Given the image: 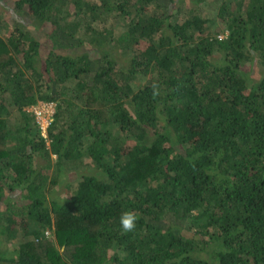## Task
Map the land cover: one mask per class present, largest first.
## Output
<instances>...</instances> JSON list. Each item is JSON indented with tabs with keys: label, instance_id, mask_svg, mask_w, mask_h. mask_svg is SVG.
Here are the masks:
<instances>
[{
	"label": "trees",
	"instance_id": "1",
	"mask_svg": "<svg viewBox=\"0 0 264 264\" xmlns=\"http://www.w3.org/2000/svg\"><path fill=\"white\" fill-rule=\"evenodd\" d=\"M182 2L0 0V264H264V0L223 2L222 38ZM106 12L93 57L76 33Z\"/></svg>",
	"mask_w": 264,
	"mask_h": 264
},
{
	"label": "rangeland",
	"instance_id": "2",
	"mask_svg": "<svg viewBox=\"0 0 264 264\" xmlns=\"http://www.w3.org/2000/svg\"><path fill=\"white\" fill-rule=\"evenodd\" d=\"M229 1V0H204L199 4H195L194 0H183V2L179 5V8L181 9V12L179 13L180 18H185L188 14V10L190 8H194L199 15L202 18H209L212 20L210 25V31L213 34L221 35L223 36L224 32V20L222 19L223 16H219L218 11L220 10V6L223 2ZM3 3V2H2ZM1 4V3H0ZM2 5V4H1ZM152 7L149 6V10ZM10 12L13 15H17L18 18H23L24 15L22 14H17V12L13 11L11 12L8 8H5V12ZM77 8H75L74 5L70 6L69 11L63 12V17L67 18L69 20L74 19V15H77L79 12ZM105 18H102V16H99L97 21L92 23V28L95 30V33H92L90 31L89 33H86L84 30V26H80L78 29L76 36L79 37L82 40V45L85 47V50L89 52V54L93 57L99 55L98 52L96 51L98 46L97 43L98 41L101 40L106 29H113L112 33L114 35H117L118 32L122 31V21L121 20H116L115 18V13H109L106 12L104 13ZM105 19V20H104ZM126 23H124L125 25ZM51 27V26H49ZM48 27L42 26L39 28V31L36 30L34 31L33 34L36 33V36L38 37L39 34H43L46 32ZM12 32V17L8 14H2L1 16V23H0V34H10ZM96 39V40H94ZM101 42V41H100ZM104 46H102L103 48ZM49 49V48H47ZM46 50V49H45ZM248 72L250 73L251 77L255 80L258 81L264 76V68L259 66L257 63H253L252 65L246 64L244 67ZM54 104L53 103H44V102H38L33 106H30L26 108L27 111L32 112L35 115V119L38 121L40 124L43 133H44V128L46 127L47 123L51 121L52 114L54 113ZM86 143V141H85ZM86 144L82 147V151L85 153L82 158L79 159L75 164H72L70 167H68L67 172L73 174V173H88L92 167V161L88 157L85 151ZM52 158L47 159L48 163H51ZM35 162L39 165H45L46 161L43 160L42 158L35 157ZM50 165V164H49ZM53 165H50V172L52 175L53 172ZM88 170V171H87ZM50 177V174H48L47 178ZM50 179V178H49ZM48 179V180H49ZM74 180V179H73ZM52 196L57 197L59 201L63 200V187L58 186L55 188L54 192L52 193ZM15 200H18L19 198H14ZM48 236L51 235V233L48 231ZM208 259L207 255L205 257Z\"/></svg>",
	"mask_w": 264,
	"mask_h": 264
},
{
	"label": "clouds",
	"instance_id": "3",
	"mask_svg": "<svg viewBox=\"0 0 264 264\" xmlns=\"http://www.w3.org/2000/svg\"><path fill=\"white\" fill-rule=\"evenodd\" d=\"M41 102V101H39ZM138 216L132 211H125L120 216V226L124 233L132 232L135 230L137 225Z\"/></svg>",
	"mask_w": 264,
	"mask_h": 264
},
{
	"label": "built area",
	"instance_id": "4",
	"mask_svg": "<svg viewBox=\"0 0 264 264\" xmlns=\"http://www.w3.org/2000/svg\"><path fill=\"white\" fill-rule=\"evenodd\" d=\"M220 38H222V37L220 36ZM48 124H49V122L47 123V125H48ZM47 125H46V126H47ZM45 129H46V127L44 128V132H45Z\"/></svg>",
	"mask_w": 264,
	"mask_h": 264
}]
</instances>
